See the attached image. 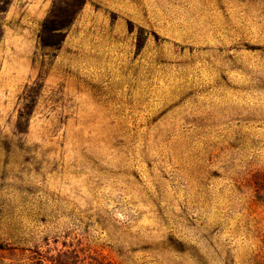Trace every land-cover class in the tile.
<instances>
[{
  "label": "rangeland",
  "instance_id": "obj_1",
  "mask_svg": "<svg viewBox=\"0 0 264 264\" xmlns=\"http://www.w3.org/2000/svg\"><path fill=\"white\" fill-rule=\"evenodd\" d=\"M2 6L0 264H264V0Z\"/></svg>",
  "mask_w": 264,
  "mask_h": 264
},
{
  "label": "trees",
  "instance_id": "obj_2",
  "mask_svg": "<svg viewBox=\"0 0 264 264\" xmlns=\"http://www.w3.org/2000/svg\"><path fill=\"white\" fill-rule=\"evenodd\" d=\"M1 11H4L3 6L0 7V12ZM50 19L51 18H47V20H45V22L43 23L42 29H41V34L39 35V40H40L42 45L46 44V39L44 37V32H46L48 29H61L62 28L61 26L56 27V28L55 27L50 28L51 27L50 23L53 21L52 19L51 20ZM54 264H63V263L56 262Z\"/></svg>",
  "mask_w": 264,
  "mask_h": 264
}]
</instances>
